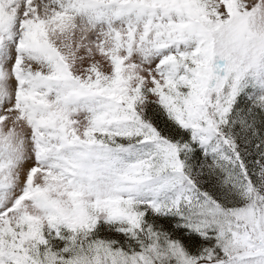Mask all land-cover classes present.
I'll list each match as a JSON object with an SVG mask.
<instances>
[{
    "label": "snow or ice",
    "instance_id": "1",
    "mask_svg": "<svg viewBox=\"0 0 264 264\" xmlns=\"http://www.w3.org/2000/svg\"><path fill=\"white\" fill-rule=\"evenodd\" d=\"M0 264H264V0H0Z\"/></svg>",
    "mask_w": 264,
    "mask_h": 264
}]
</instances>
